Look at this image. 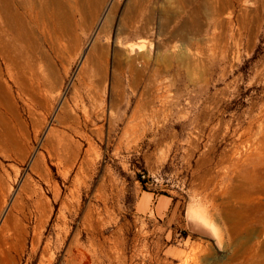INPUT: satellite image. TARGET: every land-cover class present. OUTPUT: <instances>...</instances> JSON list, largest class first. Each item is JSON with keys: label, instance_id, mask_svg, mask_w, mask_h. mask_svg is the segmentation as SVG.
I'll return each mask as SVG.
<instances>
[{"label": "rangeland", "instance_id": "rangeland-1", "mask_svg": "<svg viewBox=\"0 0 264 264\" xmlns=\"http://www.w3.org/2000/svg\"><path fill=\"white\" fill-rule=\"evenodd\" d=\"M86 1L0 0V264H264V0Z\"/></svg>", "mask_w": 264, "mask_h": 264}, {"label": "bare ground", "instance_id": "bare-ground-1", "mask_svg": "<svg viewBox=\"0 0 264 264\" xmlns=\"http://www.w3.org/2000/svg\"><path fill=\"white\" fill-rule=\"evenodd\" d=\"M88 1V0H87ZM86 1V2H87ZM90 1H94V0H90ZM178 1V0H177ZM97 2V1H96ZM183 2V1H182ZM185 2H187V0L185 1ZM178 3H180V2H178ZM200 3V2H199ZM184 4V3H183ZM92 5V4H91ZM180 5V4H179ZM185 5V4H184ZM140 6V5H139ZM183 7V6H182ZM198 7H200V6H198ZM132 7L130 8V10H129V13L130 14H127L126 15V17L128 18V23L126 22L125 24H128V25H126L127 27H130V28H132L133 27V29L131 30V32L129 31V32H127V33H130V34H132V33H137V31H139V33H142L143 31L142 30H138L137 29V26H136V24H135V17H136V11H135V13H133L134 11H132ZM128 12V11H127ZM160 12V11H159ZM168 13V10H165V11H163L161 14L162 15H166ZM169 15V14H168ZM143 17V16H142ZM165 18V17H164ZM135 19V20H134ZM125 20H127V19H125ZM149 21V20H148ZM141 28V27H140ZM71 30V29H70ZM129 30V29H128ZM124 33V32H123ZM68 34V33H67ZM70 35V34H69ZM123 37V36H122ZM120 40V39H119ZM145 44V43H144ZM143 45V44H142ZM137 46V45H136ZM128 47V46H127ZM133 45L129 48V49H131V51H134L133 50ZM103 48V47H102ZM139 49H143V46H139ZM103 51V50H102ZM96 53V52H95ZM128 53V52H127ZM166 58V57H165ZM129 59H131V58H129ZM128 59V60H129ZM90 60V59H89ZM93 62V61H92ZM131 66H134V64L136 65V63H134V61L131 59V60H129V62H128ZM93 64V63H92ZM128 66V65H127ZM130 66V67H131ZM136 67V66H135ZM134 67V68H135ZM133 68V67H132ZM132 70V69H131ZM134 70H136V69H134ZM138 70H139V68H138ZM134 73H135V71H133ZM136 72H137V70H136ZM136 74V73H135ZM134 78V77H133ZM132 80V79H131ZM122 81V80H121ZM131 82V81H130ZM17 208V204L16 203H14L13 205H12V211H14L15 209ZM195 211V210H194ZM199 211H197L196 212V214L199 216V218L202 220V222H200V223H198V220L197 221H195L194 223H192V226L194 227L195 226V228H197V229H200L201 231H203L205 234H207L208 236H210V237H212L216 242H217V244H219V245H222L223 244V237H222V228H220L217 224H216V222L215 221H213L212 219H210V217L208 216V215H202V212H200V213H198ZM242 212L243 211H241V214H242ZM13 213V212H12ZM11 214V213H10ZM240 213H238V215H237V221H233V227L231 228L230 227V231H231V233H232V236H234V235H236V234H239L240 233V231H242L243 229H244V225H243V223H245V222H247L248 220H250V214H248V216H245V213L243 214V215H241ZM264 217V216H263ZM8 218L10 219V218H14V220H16V221H19L20 220V218H19V216H18V214H14V215H12V217H10L9 215H8ZM21 224H23V223H21ZM246 224V223H245ZM37 239H36V236L34 237V239H33V241L35 242ZM253 247H255V245H253L252 247H250L249 249L252 251V248ZM48 250V244L47 245H45L44 246V252H46ZM254 256H256L254 253L253 254H251L250 256H248L247 257V261H251L253 258H254Z\"/></svg>", "mask_w": 264, "mask_h": 264}, {"label": "crops", "instance_id": "crops-1", "mask_svg": "<svg viewBox=\"0 0 264 264\" xmlns=\"http://www.w3.org/2000/svg\"><path fill=\"white\" fill-rule=\"evenodd\" d=\"M136 206L140 213H153L168 223L174 222L178 216V205L170 194L144 190L139 194Z\"/></svg>", "mask_w": 264, "mask_h": 264}]
</instances>
